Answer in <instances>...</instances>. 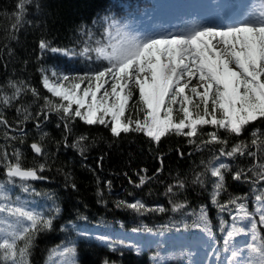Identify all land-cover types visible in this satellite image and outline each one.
I'll return each instance as SVG.
<instances>
[{"label": "trees", "instance_id": "16d2710c", "mask_svg": "<svg viewBox=\"0 0 264 264\" xmlns=\"http://www.w3.org/2000/svg\"><path fill=\"white\" fill-rule=\"evenodd\" d=\"M17 2L0 0V97L13 95L15 89L9 82L24 89L7 106L0 99V116L7 122L0 124V155L7 154V162H12L13 150L18 149L25 168L46 164L38 172L45 179L27 181L31 190L23 192L21 181L6 183L7 162L0 160V184H4L8 197L0 203L16 202L19 198L27 210L54 215L53 227L35 234L30 264H105V261L108 264H230L227 257L232 250L241 253L236 258L238 261L247 258L245 245L251 240L250 235L236 237L229 251L224 250L226 233L221 232L220 222L225 220V227L232 223L234 206L229 205L232 212H220L211 200L216 178L206 172L205 165L219 156L220 145L201 144L197 148L188 143V138L174 134L162 138L159 144L136 132L114 137L103 125H87L78 118L69 123L62 114L45 105V97L53 102L59 99L43 87L41 69L47 75L59 71L75 76L106 65L107 61L98 59L95 52L83 56L79 52L85 47H107L112 21L127 34L136 36L135 28L153 10L150 0H29L18 25ZM182 3L191 15H196L193 25L201 21L205 0H182ZM243 9L240 0H222L226 24L244 18ZM41 40L53 47L73 49L77 55L42 52ZM29 88L37 89L39 97H34ZM135 95L138 97V93ZM132 111L129 109L128 113ZM66 123L70 130L65 129ZM214 130L211 125L200 129L201 132ZM221 135L227 134L221 130ZM81 136L87 139L79 141ZM193 139L199 143L207 137ZM250 139L248 133L239 138L230 137L227 147L243 140L246 150L256 153L254 157H220L213 163L229 166L225 173L226 190L217 197L220 203L241 196L244 197L241 202L254 212L255 196L261 194L264 181L248 169L259 171V165L264 163V146H251ZM34 142L43 146V155L37 156L31 150ZM74 143L76 147L72 146ZM158 168L161 171L157 172ZM237 170H243L247 179L233 180L232 174ZM198 173H205L202 186L193 183ZM140 176L150 179L137 187ZM178 180L184 182L183 188L176 186ZM170 185L172 193L167 192ZM119 201H141L148 208L163 207L165 211L138 214L117 207ZM170 201L182 203L184 208L173 212ZM57 207L59 213H53ZM202 207L212 227L211 238L192 227L196 221L193 213H199ZM81 216L86 219H80ZM254 219L258 221V215ZM10 220L0 223V235L10 230ZM185 224L189 227L185 228ZM245 224L247 221L241 222ZM164 225H168L167 230ZM144 227L153 231H144ZM136 228L141 231L133 232ZM101 235L113 241L124 240L125 245L110 248L107 242L97 239ZM66 247L73 248L74 254L61 255Z\"/></svg>", "mask_w": 264, "mask_h": 264}, {"label": "snow or ice", "instance_id": "6c2138e0", "mask_svg": "<svg viewBox=\"0 0 264 264\" xmlns=\"http://www.w3.org/2000/svg\"><path fill=\"white\" fill-rule=\"evenodd\" d=\"M28 3L29 0H18L15 6L17 25L21 23ZM109 27L114 28L121 37L118 43L94 49L85 47L79 52L81 56L95 52L98 59L107 61L106 65L75 76L59 71H51V75H47L41 69L43 87L52 97L59 99V102H53L44 98L45 105L51 111L62 114V118L69 123L78 118L87 125H103L114 137L136 132L159 144L162 138L174 134L188 138V143L197 148L201 144L220 145L219 156L213 157V161H219L220 157L256 155L255 152L246 150L243 140L228 148L230 137L239 138L248 133L251 146H264V127L257 126L264 125V4L261 5L259 15H249L225 25L199 26L167 35L138 38L123 33L115 21ZM39 48L42 52L54 55H77L73 49L53 47L46 40L40 41ZM9 83L15 91L11 97H0L5 106L24 91L15 82ZM28 90L34 97H39L37 89ZM137 93L138 97L135 95ZM129 109L133 111L128 113ZM177 111L180 113L179 117L175 114ZM28 118L25 116V119ZM44 118H47V112ZM6 123L0 116V124ZM69 123L65 124L66 130H70ZM205 125H211L215 130L201 132V127ZM221 130L227 135L222 136ZM201 135L207 139L197 143L193 138ZM86 139L84 136L79 137V141ZM72 146L76 147L77 144ZM30 147L37 156L44 154L40 143L34 142ZM12 157L13 161L7 162L8 155H0V160L7 162L4 165L7 184L19 180L22 182L21 190L29 192L31 186L27 181L45 179L38 172H42L46 164H40L38 168H25L22 153L18 149L13 150ZM213 161L205 165L206 172L216 178L213 181L212 203L220 212H232L229 205L235 209L229 226L225 227L226 221L223 219L220 222L221 232L226 233L223 237L224 250L229 251L231 242L242 234L251 237L245 245L247 258L238 261L236 258L241 253L232 250L227 259L230 264H264V188L260 190L261 194L255 196L254 212L249 211L248 205L241 202L244 200L241 196L231 197L227 203H220L217 197L226 190L225 173L229 166L222 162L216 166ZM159 171L160 168L157 169ZM248 172L264 181V163L259 165V171L250 168ZM204 174L198 173L193 183L202 186ZM231 178L235 181L247 179L243 170L235 171ZM147 179L150 178L140 176L136 186L145 184ZM176 186L183 188L184 182L178 180ZM72 187L75 188V185ZM167 192H173L172 185ZM7 200L4 184H0V201ZM170 203L173 204V212L184 208L182 203ZM117 207L130 209L138 214L165 211L163 207L148 208L141 201H119ZM52 211L59 213L60 209L57 207ZM193 214L196 215V221L192 227L202 230L211 238L212 227L205 208L202 207L199 213ZM255 215H258V221L254 219ZM9 218L10 230L0 235V264H30L29 256L35 234L52 228L54 215L45 216L27 210L17 198L16 202L0 203V223ZM79 218L86 219L83 216ZM242 221H247V224L241 225ZM162 227L168 229V225ZM184 227L189 225L185 224ZM143 230L153 231L147 227ZM132 231L138 232L141 229ZM97 239L107 242L110 248L125 245L124 240L113 241L104 235ZM63 254L72 255L74 249L66 247L61 255ZM105 264L108 262L105 261Z\"/></svg>", "mask_w": 264, "mask_h": 264}, {"label": "rangeland", "instance_id": "374dc122", "mask_svg": "<svg viewBox=\"0 0 264 264\" xmlns=\"http://www.w3.org/2000/svg\"><path fill=\"white\" fill-rule=\"evenodd\" d=\"M240 1L244 5V17L253 14L259 15L261 11V5L264 4V2L261 0ZM150 2L154 9L148 14V18H143V22L137 25L135 28L134 34L136 37H138V35L139 38H142L144 36H160L170 33H180L189 28L199 27V25H225L221 17L222 0H205V11L202 12V18L204 20L203 22L197 23L195 25H193L191 22L195 19L196 15H191L189 13V11L185 8V5L182 3V0H150ZM197 9L198 8L195 6L194 10ZM121 31L123 33L127 32L123 28H121ZM109 33L108 46L118 43L121 37L117 34L116 30L112 28Z\"/></svg>", "mask_w": 264, "mask_h": 264}, {"label": "water", "instance_id": "95a60500", "mask_svg": "<svg viewBox=\"0 0 264 264\" xmlns=\"http://www.w3.org/2000/svg\"><path fill=\"white\" fill-rule=\"evenodd\" d=\"M29 181H35V180H29Z\"/></svg>", "mask_w": 264, "mask_h": 264}]
</instances>
